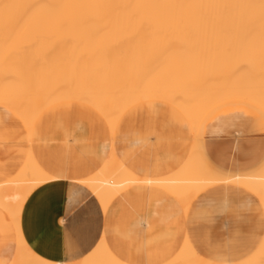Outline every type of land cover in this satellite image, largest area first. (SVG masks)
I'll list each match as a JSON object with an SVG mask.
<instances>
[{
    "label": "bare ground",
    "instance_id": "1",
    "mask_svg": "<svg viewBox=\"0 0 264 264\" xmlns=\"http://www.w3.org/2000/svg\"><path fill=\"white\" fill-rule=\"evenodd\" d=\"M80 27L87 33L79 31ZM103 30L120 32L106 36L97 34ZM65 31H69L68 36L60 35ZM123 31L144 33L139 39L147 40V44L140 47L122 43ZM147 31L151 33L146 34ZM191 31L197 32L191 35ZM8 37L10 40L4 42ZM103 37L110 40H102ZM158 37L162 39L157 46L148 44ZM230 49L240 53L238 61L229 56L228 51L230 55L234 52ZM57 55L82 59L84 56L95 57V60L84 58L81 61L80 58V61H71V65L68 64L70 68H77L81 74L73 77V73L69 77L66 73L67 76L59 77L63 74L65 62L59 60L63 67L61 69L57 65L55 70L49 63V57ZM197 55L202 58L215 55L219 57V62H224L222 58L228 57L225 71L232 74L228 76L225 72L229 78L223 80L227 81V87H217L210 81L198 84V74L194 76V73L193 78L190 74L192 69L184 71L192 77L187 79V76V80L182 77L170 82L165 80L166 83L161 84L141 85V88L134 86L146 73L144 67H140L143 71L138 67L147 60L151 64L156 58L164 66L172 68L177 64L174 68L179 70L183 62L189 63L186 58ZM121 56L129 58L118 60ZM60 58L57 57L55 63ZM216 62L206 64L205 69L209 65L215 71ZM25 64L33 70L32 76L29 73L25 78L24 75V79L31 77L28 83L18 72ZM134 69L141 73L140 76L134 73ZM0 70L19 73L16 81L11 80L12 75L8 80L9 73L5 75L7 80L0 74V107L18 116L28 135L36 118L49 105L66 100L84 101L94 106L111 128L126 107L150 98L176 105L188 116L196 132L220 105L246 104L264 115V0H0ZM237 71H240L239 74L233 77ZM53 72L55 76L51 75ZM55 72L61 74L56 77ZM121 72H132V76L122 78L123 74L119 75ZM15 169L13 164L0 166V207L9 215L18 233V249L10 264H58L31 251L19 231V216L26 198L37 187L56 179L39 168L30 151L20 169ZM78 183L98 199L104 212L123 191L146 185L175 197L187 214L190 204L206 188L236 184L253 196L264 193V164L244 175L222 174L204 160L196 146L180 171L167 178H137L111 156L96 173ZM258 203L264 211V204ZM254 255L259 258L248 257L236 264H264L263 250H257ZM74 264L125 263L114 256L102 237L95 248ZM166 264L222 263L200 256L186 234L182 247Z\"/></svg>",
    "mask_w": 264,
    "mask_h": 264
},
{
    "label": "crops",
    "instance_id": "2",
    "mask_svg": "<svg viewBox=\"0 0 264 264\" xmlns=\"http://www.w3.org/2000/svg\"><path fill=\"white\" fill-rule=\"evenodd\" d=\"M158 101L174 105L162 99ZM137 102L120 113L112 128L94 106L84 101L53 103L34 121L29 143L21 119L0 107V166L13 164L20 169L30 151L39 168L56 179L33 190L19 216V231L28 248L38 256L58 264L75 263L95 248L103 237L109 250L121 262L162 264L180 250L187 233L221 235L217 238L220 240L212 239L211 243L206 241L205 245L198 246L203 253L207 249L228 248L230 236H226L229 234L238 240L233 248H245L244 242L239 240L242 239L239 235L246 231L244 226H225L217 221L210 227L200 226L193 230L186 219V215L190 217L193 202L185 215L177 199L159 188L131 187L116 196L104 212L98 199L78 183L96 173L111 156L137 178H167L180 171L196 146L204 160L222 174L244 175L264 164V136L237 139L235 136L215 135L235 125L241 117L253 119V127L264 129V115L252 106L226 104L228 108L213 115L215 110L196 132L188 116L176 105L190 125L183 116L161 103L142 104L119 119ZM52 105L57 106L52 108ZM232 105H238V108H229ZM14 116L22 122L27 134ZM68 117L74 119L66 127ZM204 133L210 135L202 141L200 137ZM215 187L206 188L198 195L202 194L195 204L197 210H208L221 201L223 191L220 188L214 190ZM250 195L237 200L239 205L245 211H252L255 206L264 215L258 203L264 204V193ZM230 202L224 199L221 204L227 206ZM5 221L0 214V264L9 263L16 247L12 237L14 231ZM187 237L199 254L189 234ZM257 250L264 251V236ZM248 257L250 255L241 257L239 253L224 257L215 251L212 256L204 258L222 264H236Z\"/></svg>",
    "mask_w": 264,
    "mask_h": 264
},
{
    "label": "rangeland",
    "instance_id": "3",
    "mask_svg": "<svg viewBox=\"0 0 264 264\" xmlns=\"http://www.w3.org/2000/svg\"><path fill=\"white\" fill-rule=\"evenodd\" d=\"M167 26V25H166ZM169 27H174V25H170ZM81 28V27H80ZM79 31H81L82 33H87V31H85V30H83V28H81ZM69 31H65V32H63V33H60V35H64L65 34V36H68V33ZM116 32H120V31H112V30H103V31H100V32H97V34L98 35H102V36H106V35H112L113 33H116ZM123 32H125V31H123ZM197 32V31H196ZM196 32H194V31H191V35H195V34H193V33H196ZM146 34H148V33H151V32H149V31H147V32H145ZM144 34V33H143ZM142 34V32H140V31H127V32H125V33H122V35H123V40H122V43H126V44H128V45H135V46H144V45H146L147 44V40H142V39H139L140 37L139 36H142L143 35ZM11 38V41H13L12 40V36L10 37ZM10 38L8 37L7 39H6V41H4V42H7L8 40H10ZM158 39V40H157ZM160 39H162V38H160V37H158V38H156V39H154V40H152V42H148V44L149 45H151V46H157V44L159 43V40ZM102 40H110L108 37H103L102 38ZM228 42V41H227ZM231 42V41H230ZM230 42H228V43H230ZM234 41H232L231 43H233ZM13 43V42H12ZM8 44H11V42H8ZM226 44V43H225ZM229 48V47H228ZM226 51V50H225ZM224 51V52H225ZM230 51H234V52H232V55H230L231 53L228 51L227 53H229V56L231 57V58H233V60H236V58H237V61H238V59L240 58V53H235V50H232V49H230ZM237 52V51H236ZM223 54V53H222ZM219 55H221V54H219ZM218 55V56H219ZM226 56H228V55H226ZM60 58V59H58V63L56 64L55 63V61H57L56 60V58ZM196 57V58H195ZM203 56H192V57H188V58H186L187 59V61H189V63H190V61H192L193 60V62H191V63H193V64H191L190 63V65H188L189 63L187 62L186 63V61H185V63L183 62V64L184 65H181L182 67H179L180 65L178 64V66L177 67H179V70H178V68L176 69V68H174V66L176 67V65H174L173 66V68H172V66H164V64L163 63H161L158 59H156L155 58V60L153 61V62H151V64H148V60H147V63L145 62V63H142L141 65H139V70L140 71H143V70H141V68L142 67H144L143 69H145L146 70V73L143 75H141L142 77H141V80H138L137 82L139 83H137L136 82V85H134L136 88H141V87H143L145 84H161V83H166V82H170V81H175V80H179V79H181L182 77H184L183 79H185L188 75L187 74H189V72H187V74H186V72H184V71H189V70H191L192 69V71H190V74H191V76L194 78V76L196 75V74H198L197 76H196V78H197V83L199 82V83H201V84H203V82H208L209 83V81L210 82H212V83H214L213 85H215V86H217V87H222V88H225V87H227V81H223V80H228L229 78H227V75H225V72L227 71H225V68L227 69L228 68V62H226L227 60H228V57H226V58H222V60H224V62H219V57H215V55H214V57H210V56H208L207 55V58H202ZM229 57V59H231ZM239 57V58H238ZM54 58V59H53ZM81 58V61L84 59V58H86L87 60H90L91 58H89V57H85L84 56V58L82 59V57H80ZM80 58H78V57H75V56H59V55H57V56H50L49 57V63H50V66L55 70V66H57V67H61V69H62V67L63 66H65L64 67V70H62V72L61 73H63V74H61V73H56V77L58 76V74H61L59 77H61L62 75H64V76H67V75H69V77H70V74H73L74 73V75H73V77H75V76H77V75H79V74H81V73H79L80 71H78L77 70V68H73V66H71V68H70V66L69 65H71V61H74V60H78V61H80ZM89 58V59H88ZM120 58V59H119ZM123 58L124 59H128L129 57H118V60H121V61H123ZM132 57H130V59H131ZM171 58H173L172 56H171ZM85 59V60H86ZM95 60V57H92V59L91 60ZM138 59H140L141 60V58H138ZM207 59V61H205V60ZM59 60H62V61H64L65 63H66V65H68L67 67H66V65H64L63 64V66H61L62 65V63H60L59 64ZM67 60V61H66ZM199 60V61H198ZM202 60H204L205 61V63H204V61H202ZM208 60H209V62H208ZM217 61L218 60V62H216V63H214V68H215V66H216V69H215V71H213V70H211L210 68H209V65H207L208 66V68H207V66H206V69L208 70H206L205 69V65L206 64H211V61ZM27 61H29V60H27ZM84 61V60H83ZM197 61L199 62V63H197ZM149 62V63H150ZM225 62H226V64H225ZM230 62V61H229ZM218 63V64H217ZM232 63H235V62H232ZM153 64V65H152ZM182 64V63H181ZM197 64V65H196ZM198 64H200V65H198ZM26 65V64H25ZM23 65L22 66V68L21 69H19V73H20V75H22L23 74V76H22V79L25 81V82H27L28 83V81L30 80V78L28 79H24V75H25V78L26 77H28V74L30 73L31 74V72L33 71L32 70V68H30L29 69V67H28V65ZM30 65V64H29ZM203 65V66H202ZM229 65L231 66L232 64L231 63H229ZM234 65V64H233ZM187 66H190V68H187ZM192 66V67H191ZM194 66V67H193ZM201 67L200 68V70L199 69H197V67ZM76 67V66H75ZM141 67V68H140ZM183 67H185L184 69H182ZM204 67V68H203ZM223 67V68H222ZM28 68V69H27ZM69 68L71 69V72L69 73ZM149 68V69H148ZM180 68L182 69L181 71H180ZM194 68V69H193ZM27 69V70H26ZM224 69V70H223ZM28 70H31V71H28ZM137 70V69H136ZM200 71V73H198L199 71ZM217 70V71H216ZM52 71V70H51ZM51 71H49L50 73H51ZM56 71H57V69H56ZM65 71V72H64ZM134 71H135V69H134ZM138 71V70H137ZM194 71V72H193ZM196 71H198V72H196ZM22 72V73H21ZM57 72H60V71H57ZM209 72V73H208ZM239 72L240 71H237V72H234V74L232 75L233 77H236L237 76V74H239ZM8 73H9V75H8ZM12 72H5L4 73V71L3 70H0V74H2L1 75V77H3L4 79H8V77L7 76H5L6 74L9 76V79L8 80H10V75H12V77H11V80L12 81H14L15 80V78H16V80L17 79H19V73L17 74V73H12ZM66 73H67V75H66ZM134 73H136L137 74V76H140L139 74H141L140 72L138 73V72H134ZM195 73V74H194ZM229 73H231V72H229ZM14 74V75H13ZM33 74V73H32ZM32 74H31V76H32ZM121 74H123L122 75V78H124V77H130V75L132 74V72H131V74H129V73H126V72H121L119 75H121ZM136 74H134L133 76H136ZM193 74H194V76H193ZM227 74H228V71H227ZM232 74V73H231ZM230 74V75H231ZM51 75H54L55 76V74H54V72L51 74ZM129 75V76H128ZM229 74H228V76H230ZM13 76H16V77H14L13 78ZM18 76V77H17ZM132 76V75H131ZM190 75L187 77V79H190V78H192ZM6 77V78H5ZM173 77V78H172ZM214 77V78H213ZM222 77V78H221ZM6 79V80H7ZM187 79H185V80H187ZM15 80V81H16ZM165 80H167L166 82H165ZM196 81V80H195ZM26 83V84H27ZM198 83V84H199ZM223 83V84H222ZM219 84H222V85H219ZM226 84V85H225ZM141 85H143V86H141ZM146 85V86H147ZM179 85V84H178ZM70 86V85H69ZM145 86V87H146ZM225 86V87H224ZM208 92H210V91H208ZM159 99H145V100H141L140 102H137V104H134V105H132L131 107H129L127 110H125L124 112H123V114L120 116V118L119 119H121L127 112H129V111H131L133 108H135V107H137V106H140V105H142V104H146V103H161V104H164L165 106H167V107H169L170 109H172V110H174V111H176L177 113H179L181 116H183L185 119H186V121H188L187 120V118L185 117V115L180 111V110H178L174 105H172V104H169V103H166V102H163V101H158ZM53 106V105H52ZM57 106V105H56ZM55 105L52 107V108H55L56 107ZM51 107V106H50ZM220 108H218V109H216V111L213 113V115H215L216 113H218V112H220L223 108H228V106L227 105H223V106H219ZM238 108V105H232V106H230L229 108ZM212 115V116H213ZM211 116V117H212ZM222 117L224 116V115H221ZM226 116V115H225ZM228 116V115H227ZM15 117V119L22 125V127H23V124H22V122L19 120V118L18 117H16V116H14ZM72 117V116H71ZM71 117H68L67 118V120H66V127L67 126H69L72 122H73V119H74V117H73V119L71 118ZM211 117H209V119L211 118ZM119 119H118V121H119ZM208 119V120H209ZM207 120V121H208ZM117 121V122H118ZM188 123H189V121H188ZM254 123V120L253 119H250V120H245L243 117H241V118H239V120H237V122L235 123V125H232V126H230L227 130H225V131H223V132H221V133H219V134H215V135H225V136H229V137H231V136H235L237 139L238 138H242V137H246V136H252V137H258V136H264V129L263 128H255V127H253V124ZM117 124V123H116ZM189 125H190V123H189ZM23 129H24V127H23ZM24 131L26 132V130L24 129ZM191 131H192V129H191ZM26 134H27V132H26ZM209 133H204L202 136L201 135H199V136H201L200 138H202V141H204V139H205V137L208 135ZM210 135V134H209ZM30 137H31V133L28 135L27 134V139H28V143H29V141H30ZM192 137H193V133H192ZM199 138V139H200ZM193 140H194V137H193V139H192V146H193ZM192 150V149H191ZM108 159V158H107ZM106 159V160H107ZM102 166V165H101ZM100 166V167H101ZM100 167H99V169H100ZM98 169V170H99ZM218 188H220V189H222V191H223V197H222V199H221V201H219L216 205H214V206H212V207H210L208 210H197V208H196V205L195 204H197L198 203V201H199V197L202 195H200V196H197L194 200H193V205H192V208H191V211H190V213H189V215H190V217L189 216H187L186 214V219H187V222H188V224L192 227V229L194 230L196 227H205V226H208V227H210V226H212L213 224H215L217 221H220L221 222V224L222 225H225V226H244L245 227V229H246V231H245V233H243V234H241V235H239L240 237L239 238H242V239H239L240 241H243L244 242V245L243 246H245V248L244 249H236V248H233V246H235V245H237V242H238V240H236V239H232V235H228V236H226V238L227 237H229L230 236V239H228V241H230L229 242V244H228V248L226 247V248H220V249H207L206 250V252H204L203 253V249H198L197 247L198 246H202V245H205V242L207 241L208 243H211L212 242V239H213V241H216V240H220V239H217V238H220L221 237V235H217L216 237L213 235H211L210 233L209 234H205V233H202V234H199V233H187V234H189L190 235V237H191V241H192V244L194 245V247H196V249H198V251H200L199 252V255L200 256H202V257H209V256H212L213 254H214V252L215 251H219V252H221L222 254H223V256L224 257H226V256H229L230 254H237V253H239L240 254V256L241 257H245V256H248V255H250V259H258L259 258V256H255L253 253L254 252H256L257 251V247H259V244L261 243V241H262V238H263V236H264V215L262 214V210H260L259 208H257V209H255V206H254V209L251 211V210H248V211H245V209L244 208H242L240 205H239V203H238V201L237 200H243L246 196H251L250 195V193H247V192H245L241 187H239L238 185H236V184H227V185H218V186H216L215 188H214V190L215 189H218ZM210 191V190H209ZM208 192V191H207ZM204 194V193H203ZM224 199H228L229 201H231L230 203H229V205H227V206H224L223 204H221L222 203V201L224 200ZM0 214L5 218V223L6 224H8V225H10V227H11V229L14 231V234L12 235V237L14 238V241L16 242V247H15V249L12 251V257H11V259H10V261H9V263L8 264H10L12 261H13V259H14V257H15V255H16V252H17V249H18V233L16 232V229H15V227H14V225H13V223H12V221H11V219H10V217H9V215L0 207ZM189 217V218H188ZM20 221H21V219H20ZM4 224V223H3ZM224 226V227H225ZM20 227H21V223H20ZM260 230L262 231V233H258V232H260ZM20 233H21V231H20ZM21 235H22V233H21ZM186 236V235H185ZM184 236V237H185ZM12 237H11V239H12ZM22 237H23V235H22ZM207 238V239H206ZM237 238V237H236ZM23 240H24V237H23ZM183 241H184V239H183ZM183 241H182V243H183ZM24 242H25V240H24ZM25 244H26V242H25ZM210 245V244H209ZM26 246H27V244H26ZM182 246V245H181ZM179 250V249H178ZM178 250L174 253V255H172V256H170L169 258H167L162 264H166V263H168L175 255H176V253L178 252ZM203 253V254H202ZM253 254V255H252ZM119 260V259H118ZM72 263H74V262H69V263H66V264H72ZM124 263V262H123ZM125 264H127V263H125Z\"/></svg>",
    "mask_w": 264,
    "mask_h": 264
}]
</instances>
